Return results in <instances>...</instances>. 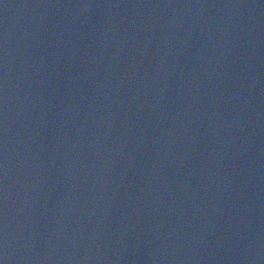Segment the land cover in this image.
<instances>
[{
  "label": "water",
  "instance_id": "1",
  "mask_svg": "<svg viewBox=\"0 0 264 264\" xmlns=\"http://www.w3.org/2000/svg\"><path fill=\"white\" fill-rule=\"evenodd\" d=\"M3 264H264V183L229 218L195 241L167 254L103 262L60 252L16 229L0 217Z\"/></svg>",
  "mask_w": 264,
  "mask_h": 264
},
{
  "label": "clouds",
  "instance_id": "2",
  "mask_svg": "<svg viewBox=\"0 0 264 264\" xmlns=\"http://www.w3.org/2000/svg\"><path fill=\"white\" fill-rule=\"evenodd\" d=\"M87 9H88V5H87V4H84V5H81V6H80V11H81V12H86Z\"/></svg>",
  "mask_w": 264,
  "mask_h": 264
},
{
  "label": "snow or ice",
  "instance_id": "3",
  "mask_svg": "<svg viewBox=\"0 0 264 264\" xmlns=\"http://www.w3.org/2000/svg\"><path fill=\"white\" fill-rule=\"evenodd\" d=\"M0 264H3V261H0Z\"/></svg>",
  "mask_w": 264,
  "mask_h": 264
}]
</instances>
